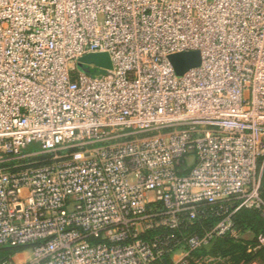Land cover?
<instances>
[{"label":"built area","instance_id":"obj_1","mask_svg":"<svg viewBox=\"0 0 264 264\" xmlns=\"http://www.w3.org/2000/svg\"><path fill=\"white\" fill-rule=\"evenodd\" d=\"M263 178L264 0H0V264H233L195 255L229 232L264 264L232 219Z\"/></svg>","mask_w":264,"mask_h":264},{"label":"trees","instance_id":"obj_2","mask_svg":"<svg viewBox=\"0 0 264 264\" xmlns=\"http://www.w3.org/2000/svg\"><path fill=\"white\" fill-rule=\"evenodd\" d=\"M262 195L264 197V178L262 186ZM232 210L230 201L218 202L205 207V214L197 218L193 223L184 222L181 231L172 229H157L152 231L149 236L164 232L165 234L202 235L205 230L212 229L229 211ZM234 229L240 234H250V242H256L260 237L264 236V217L256 209L241 208L232 216ZM248 240H237L231 232L214 238L209 247L195 251L196 256L211 252L215 255L230 257L233 264H238L243 260L251 259V255L247 253L244 242ZM23 246L6 245L0 247V258L9 257L19 251L24 250ZM168 260V257H167ZM168 264V263H164Z\"/></svg>","mask_w":264,"mask_h":264},{"label":"water","instance_id":"obj_3","mask_svg":"<svg viewBox=\"0 0 264 264\" xmlns=\"http://www.w3.org/2000/svg\"><path fill=\"white\" fill-rule=\"evenodd\" d=\"M170 60L178 74H184L189 69L200 65L201 54L199 51L178 53L170 56ZM82 64L95 65L96 67L111 68V60L107 53L88 54L80 59Z\"/></svg>","mask_w":264,"mask_h":264},{"label":"rangeland","instance_id":"obj_4","mask_svg":"<svg viewBox=\"0 0 264 264\" xmlns=\"http://www.w3.org/2000/svg\"><path fill=\"white\" fill-rule=\"evenodd\" d=\"M89 66H85L84 64H81L80 65V68L81 69H83V70H85L88 74H90V75H95V76H98V75H103V74H105L106 73V69H104V68H100V67H93V68H88ZM248 236V238L249 237H251V235L250 234H248L247 235ZM28 256H29V254H27V255H24L23 257L24 258H28Z\"/></svg>","mask_w":264,"mask_h":264}]
</instances>
